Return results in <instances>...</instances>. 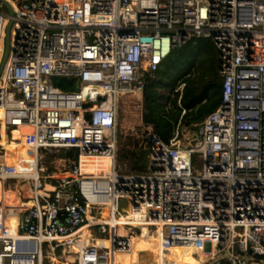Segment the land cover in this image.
I'll list each match as a JSON object with an SVG mask.
<instances>
[{
    "label": "built area",
    "instance_id": "2783aa9c",
    "mask_svg": "<svg viewBox=\"0 0 264 264\" xmlns=\"http://www.w3.org/2000/svg\"><path fill=\"white\" fill-rule=\"evenodd\" d=\"M7 34L2 122L9 137L30 128L36 175L0 162V182H31L11 205L0 200V264H112L131 249L123 228L141 225L160 227L164 252L182 245L222 256L211 264H264V0H0V64ZM192 38L217 49L220 104L193 144L178 123L168 143L152 135L145 171H120L121 98L143 95L146 74ZM44 149L76 158L54 176L39 166ZM98 156L108 169L82 161Z\"/></svg>",
    "mask_w": 264,
    "mask_h": 264
},
{
    "label": "trees",
    "instance_id": "16d2710c",
    "mask_svg": "<svg viewBox=\"0 0 264 264\" xmlns=\"http://www.w3.org/2000/svg\"><path fill=\"white\" fill-rule=\"evenodd\" d=\"M218 67V53L212 41L192 38L181 47L173 48L157 70L146 74L142 118L147 131L141 138L127 143L131 148L117 149V160L125 164L128 172L140 173L147 169L152 135L168 143L178 123L192 131L218 107L221 102ZM54 83L64 90L75 87L74 81L67 79ZM0 147L4 155L21 151L19 144L9 143L7 133H0ZM64 151L66 158H76L74 149Z\"/></svg>",
    "mask_w": 264,
    "mask_h": 264
},
{
    "label": "rangeland",
    "instance_id": "374dc122",
    "mask_svg": "<svg viewBox=\"0 0 264 264\" xmlns=\"http://www.w3.org/2000/svg\"><path fill=\"white\" fill-rule=\"evenodd\" d=\"M168 94V93H167ZM143 113V99L141 94H130L126 95L121 98L118 106L117 111V133L119 135L118 138V149H128L131 148V144H127L129 141H133L136 139H139L143 136V134L147 131V125L143 122L142 118ZM186 127L183 126V134L182 138H188L192 136L193 134L196 135V131H190L187 129V131H184ZM0 133L5 134L7 133V130L3 129V127L0 124ZM28 133L27 130H18L13 129L11 132V137H9V134L7 133L8 140L10 144H18L21 149L20 152L10 155L6 153L4 158L0 159V162H3L5 164H10L12 161H16L17 163L13 166H21L24 162L27 164L29 163V160L26 159V154H31L32 149L27 147L24 143L25 135ZM65 149H44L39 152V166L43 169L44 173L51 174L54 176H60L64 175L66 171L68 170V167L71 163V159L66 158L64 156ZM2 151L0 147V152ZM25 153V155H24ZM10 158V159H9ZM23 158V159H22ZM117 160V158H116ZM117 165L120 169V171H126L128 172L125 164L120 163L117 160ZM20 183L26 186V189L31 186V182L25 181V180H10L8 181H1L2 188H11L16 189V183ZM7 184V185H5ZM7 186V187H6ZM21 195H28V190L26 192H20ZM13 202V199H12ZM122 231V228L118 227L117 230ZM150 229V228H149ZM123 230L129 234H137L139 239V232L140 228H133V230H129L128 227H124ZM132 231V232H131ZM159 241V238L155 236L153 233L152 228L149 230V232L145 233L144 228L142 227V236L140 238V241L137 240V245L135 246V254H134V260L131 264H139L140 262L142 264H154L155 261L158 260L159 264L164 263V261L167 259L165 255H162V253L157 251V243ZM158 252V253H157ZM208 253L207 261L204 264H211L213 262L218 261L221 259V255L215 256L214 258H211L212 253ZM59 252H56L54 255L57 256ZM69 258V259H68ZM58 261L57 264H66L62 257H57ZM72 259L71 257H67V260L69 261ZM204 262V260H203ZM115 263V262H114ZM69 264H72L69 262Z\"/></svg>",
    "mask_w": 264,
    "mask_h": 264
},
{
    "label": "bare ground",
    "instance_id": "6f19581e",
    "mask_svg": "<svg viewBox=\"0 0 264 264\" xmlns=\"http://www.w3.org/2000/svg\"><path fill=\"white\" fill-rule=\"evenodd\" d=\"M0 124L3 127V129L7 130L6 126L2 122V110L1 109H0ZM17 128H18V130H22V131L23 130H27L28 132L30 131V128L28 126H26V125L19 126ZM24 155H25V153H24ZM26 155H27L26 159L29 160V163L27 164V167L29 169L31 168V170L34 172L33 175H36V171H35L34 166H33V163H34L33 161H35V152H34V150H32L31 154H26ZM4 157H5V155L2 154L1 158H4ZM82 161L87 162L90 166H91L92 163L100 162V163H102L104 165V169H108L110 167L111 163H112V160L109 157H106V156H98V157H93V158L82 157ZM16 163H17L16 161H14V162L12 161L8 165H14ZM8 182H9V180H8ZM5 185H7V184H5ZM12 190L13 189H11V188H4V189L1 188V182H0V200H3L5 205H11L13 203L12 199H13V195L14 194L12 193ZM128 214H130V216H134V214L131 213V211H129ZM103 216H105V217L107 216L106 210H104ZM133 219H136V218H133ZM14 223H15V218L11 221V225H13ZM133 224L136 225V226L140 225V223L136 222L135 220L133 221ZM142 227L144 228V232L145 233L149 232V230L152 228L153 233L155 234V236H157L159 238V241H158L157 246H156L157 247V251L162 253V255L167 256L166 257L167 259L162 264H202V263H205L207 261L208 253H206L205 250L199 251V250L195 249L194 247H190V246L176 245V246L170 247L167 252H164L163 248L161 246V233H160L161 231H160V227H157V228L154 227V226L146 227L145 225H141L140 232H139V239H136V238H138L137 234H133L131 236V239H130V241H131V249H130V251L127 252V253H116L115 256H114V260H113L112 264H131L133 262L134 254H135V246L138 244L137 240L140 241V238L142 236ZM120 231H121V229H120ZM81 233H82V236L84 238L87 237L86 227H83L81 229ZM103 243H105V242H103ZM63 260L65 261L66 264H69V262L74 264L73 260L70 259L68 261L67 257L63 258ZM203 260H204V262H203ZM57 261H58L57 257H47V258L44 259V264H57ZM114 261H115V263H114ZM154 264H159L158 260L155 261Z\"/></svg>",
    "mask_w": 264,
    "mask_h": 264
},
{
    "label": "water",
    "instance_id": "95a60500",
    "mask_svg": "<svg viewBox=\"0 0 264 264\" xmlns=\"http://www.w3.org/2000/svg\"><path fill=\"white\" fill-rule=\"evenodd\" d=\"M7 8H8L9 13H11V9H10V7L8 5H7ZM8 29H9V24L7 25V28H6V32L7 33H8ZM7 54H8V34L6 36L4 54H3L2 61H1V64H0V73H1V70H2L3 65L5 63ZM196 130H197V126H194L193 127V131H196ZM192 137H193V139H191V141H190L191 144H193L195 142V134H193ZM125 204H126L125 200H120L119 201V206L120 207L121 206H125Z\"/></svg>",
    "mask_w": 264,
    "mask_h": 264
},
{
    "label": "crops",
    "instance_id": "0c3cea01",
    "mask_svg": "<svg viewBox=\"0 0 264 264\" xmlns=\"http://www.w3.org/2000/svg\"><path fill=\"white\" fill-rule=\"evenodd\" d=\"M19 144V143H18ZM5 154H6V152H5ZM1 188H2V185H1ZM29 188V187H28ZM28 188L26 189V186L25 185H23V184H20L19 182L18 183H16V189H13L12 190V193L14 194L13 195V200H14V198L17 196L18 197V195H21V193L20 192H26L27 190H28ZM4 189V188H3ZM14 202V201H13ZM15 217L14 216H11V217H8V219H7V221L11 224V221L14 219ZM115 262V261H114Z\"/></svg>",
    "mask_w": 264,
    "mask_h": 264
}]
</instances>
